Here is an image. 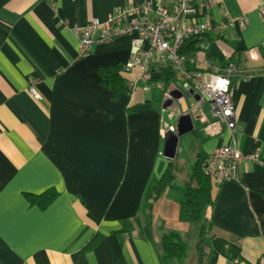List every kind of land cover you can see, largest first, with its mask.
<instances>
[{"label": "snow or ice", "instance_id": "snow-or-ice-1", "mask_svg": "<svg viewBox=\"0 0 264 264\" xmlns=\"http://www.w3.org/2000/svg\"><path fill=\"white\" fill-rule=\"evenodd\" d=\"M221 83H223V82H221Z\"/></svg>", "mask_w": 264, "mask_h": 264}]
</instances>
